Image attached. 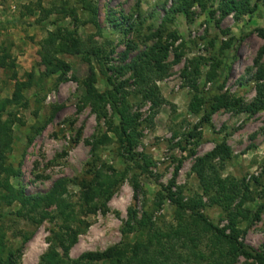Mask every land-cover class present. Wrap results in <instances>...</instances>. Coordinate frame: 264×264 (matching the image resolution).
<instances>
[{"label":"rangeland","instance_id":"rangeland-1","mask_svg":"<svg viewBox=\"0 0 264 264\" xmlns=\"http://www.w3.org/2000/svg\"><path fill=\"white\" fill-rule=\"evenodd\" d=\"M83 1L94 8L98 26L91 23L93 12L83 9ZM192 2L0 0V56L7 51L14 63L13 67L0 68V102L12 101L0 122L7 119L9 112L17 120L5 156L6 164L20 171V176L11 178L10 184L28 195H44L58 180L65 181V196L75 204L76 212L72 226L77 237L68 251L70 260L141 240L135 223L127 224L130 211L136 212L137 219L143 212L150 214L155 229L166 231L175 225L174 206L168 200L161 205L159 202L176 168L179 169L171 191L185 202L200 198L199 212L213 225L225 227L223 212L210 205L192 172L195 161L222 142L232 153L222 176L244 180L254 198L245 209L259 210L252 221L238 224L239 240L248 250L264 251V110L249 115L222 108L211 115L208 123L201 124L203 111L199 115L189 111L193 92L184 78L185 72H191L190 62L199 61L197 95L206 101L202 110L209 108L215 96L239 100L241 105L252 103L257 85L264 83L259 73L264 63V37L259 34V30H264V0H250L253 12L239 18L222 17L219 0H205L201 5ZM186 6L187 12H183ZM51 8L56 11L45 16L44 10ZM61 8L73 13H62ZM161 27L163 32L175 36L162 37L169 45L165 60L169 68L155 82L157 96L138 94L131 73L120 75L118 69L153 46L157 41L154 34ZM57 29L75 31L82 41L89 40L101 49V56L90 57L96 74L94 86L100 93L119 88L118 96L124 97L119 109L124 115L105 106L102 112L106 116L102 118L91 105L84 104V82L90 65L75 49L68 47L58 56L70 67L65 77L46 75L40 65L41 43L47 32ZM177 53L182 57L175 62ZM135 117L137 142L132 151L139 156L138 164L108 133L109 123L118 126ZM105 133L112 142L100 148V161L117 170H132L105 208L93 215H82L77 204L81 182L88 178L86 165L91 158V144ZM18 209L16 202L7 206L0 201V213L4 216L0 219V260L39 264L59 221L54 218L35 225L17 218ZM189 215L190 212H184L185 217ZM207 246L205 240V253ZM235 264L256 263L240 257Z\"/></svg>","mask_w":264,"mask_h":264},{"label":"trees","instance_id":"trees-1","mask_svg":"<svg viewBox=\"0 0 264 264\" xmlns=\"http://www.w3.org/2000/svg\"><path fill=\"white\" fill-rule=\"evenodd\" d=\"M192 3L202 4L205 0H192ZM250 0H219V8L222 17L230 15L236 18L247 13H252L253 8L249 7ZM187 8H182L187 12ZM83 9L91 10L93 22L96 26L94 8L87 1H83ZM55 8L44 10L45 16L55 12ZM65 14L73 13V10L61 8ZM70 11V12H69ZM163 27L154 34L156 43L140 52L137 57L128 65L118 69L120 75L131 73L133 83L138 94L157 96L158 88L155 82L161 80L167 73L169 66L165 63L168 56L169 45L162 41L166 35L168 38L175 37L171 32H163ZM259 34L264 37V30H259ZM68 47L75 49L83 56V59L90 65V57L101 56V49L91 41H82L75 31L67 29H57L47 32V37L42 41L39 52L40 65L44 67L46 75H57L59 79L66 76L70 67L58 56L63 54ZM182 57L181 53L175 55V62ZM7 51H3L0 56V68L13 67ZM191 72L184 73V78L190 82L193 92L192 101L189 104V111L199 115L203 111L202 123H208L211 115L222 108H234L238 112L254 115L264 110V83L258 84L256 96L249 105H241L239 100L227 98L226 96H215L209 108H202L206 104L203 98L197 95V80L200 77V62L193 60L190 62ZM261 77H264V63L259 69ZM31 77V74L28 75ZM31 79V78H30ZM96 74L93 67L89 66V74L84 82L85 96L84 104L91 105L97 116L105 118L102 109L110 106L115 114L124 115L119 104H124V97L119 95V88L114 91L100 93L95 88ZM28 82L27 86H30ZM12 104L11 100L0 102V118L7 105ZM124 108V107H123ZM125 109V108H124ZM138 117V116H137ZM124 120L118 126L112 123L108 125V133L111 132L117 143L126 149L129 159L138 164L139 156L132 149L137 142V129L135 119ZM17 120L12 113H7V119L0 122V201H4L7 206L15 202L19 204L16 211L17 218L30 221L35 225H40L46 220L52 221L54 218L59 221L57 230L52 231L49 238L48 251L41 257L39 264H235L240 257L252 260L256 264H264V251L248 250L239 240L241 232L238 224L241 221H249L257 216L259 210L255 212L246 210L245 205L253 202L254 198L248 184L244 180H237L231 177H223L221 172L225 162L231 159V150L224 142L218 144L212 151L197 159L192 166V172L196 175L199 187L207 197L211 206L219 208L223 214L227 225L223 228L213 225L198 208L202 205V200L191 199L185 202L182 197H176L171 191L174 185L178 169H175L174 176L169 186L164 190L165 195H161L159 205L163 200H168L174 206L175 225L168 227L166 231L154 228L152 217L147 212L142 213L140 219L136 218V212L130 211L127 224L135 223L139 228L142 239L137 240L132 245L113 247L102 252H88L81 255L76 260L68 258V251L76 241L77 233L72 223L76 220L75 204L66 198V187L64 180H58L53 187L44 195H28L23 189L16 190L10 179L20 176V171L6 164L5 153L10 146L12 127ZM36 133L39 129L35 130ZM190 137H194L190 134ZM32 140H29L31 144ZM112 138L105 133L91 144V158L87 163L86 175L88 178L81 182V190L78 198V210L82 215H93L105 208L118 186L128 177L132 170L127 167L117 170L110 165L100 161V148L109 145ZM134 188H137V178L134 177ZM54 205V209H51ZM190 212L188 217L184 212ZM4 216L0 213V219ZM207 240V253L202 250V245ZM61 254H60V252ZM11 258V256L9 257ZM2 261V260H0ZM3 264H12V259L2 261Z\"/></svg>","mask_w":264,"mask_h":264}]
</instances>
